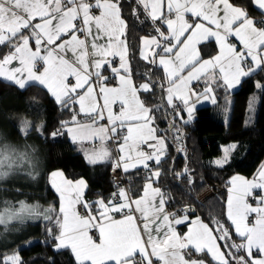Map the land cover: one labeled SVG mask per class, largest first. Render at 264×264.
I'll return each mask as SVG.
<instances>
[{"label": "snow or ice", "instance_id": "snow-or-ice-1", "mask_svg": "<svg viewBox=\"0 0 264 264\" xmlns=\"http://www.w3.org/2000/svg\"><path fill=\"white\" fill-rule=\"evenodd\" d=\"M250 3L264 17V0ZM125 7L131 8L134 23L151 24L154 34L141 37V59L163 69L159 85L152 79V68L143 74L133 72ZM212 40L218 53L205 59L203 45ZM110 57H119V68ZM14 61L19 66H12ZM109 70L112 75L106 76ZM260 72L264 19L254 18L247 7L232 0H0V78L19 89H46L57 105L72 111L71 121H61L51 138L65 134L61 131L65 129L74 143L100 140L99 148L85 153L89 164L114 160V171L122 168L129 173L142 167L148 172L138 194L130 187L118 188L107 201L84 202V214L76 206L82 203L85 181L73 182L54 172L52 186L63 201L59 215L54 208L41 213L20 202L16 210L5 202L0 226L7 233L13 222L23 223L25 212L29 217L43 215L57 229L54 251L70 250L76 264H264V164L251 180L231 178L227 201L231 227L215 221L213 229L196 219L181 235L176 226L188 217L169 213L165 193L154 186L167 159L166 139L154 126L155 112L164 105L150 107L142 99L159 88L167 108L183 119L180 104L175 103L180 101L190 120L193 97L198 101L211 94L216 103L213 85L232 89ZM134 75L144 82L136 84ZM112 80H117L115 86H110ZM201 80L207 85L203 92L193 84ZM256 87L264 89V83L257 81ZM30 129V122L22 121L21 131ZM36 131L43 134L44 125ZM237 147L235 143L225 147L215 164L228 163ZM25 165L34 168L27 151L0 143V180ZM186 174L187 170L176 172L175 177L184 179ZM27 175L35 178L31 170ZM52 231L48 229L49 235ZM209 255L211 262L204 258ZM0 264L25 262L13 251L0 256Z\"/></svg>", "mask_w": 264, "mask_h": 264}, {"label": "trees", "instance_id": "trees-1", "mask_svg": "<svg viewBox=\"0 0 264 264\" xmlns=\"http://www.w3.org/2000/svg\"><path fill=\"white\" fill-rule=\"evenodd\" d=\"M232 2L247 7L254 18L263 19L250 0ZM124 15L129 21V61L134 74H143L152 66L140 58V38L154 32L150 23L133 22L130 7H125ZM210 46L213 49V44ZM113 65L116 67L115 63ZM152 71V79L159 85L164 74L160 68H152ZM105 74L111 76V70ZM133 78L136 84L143 81L139 75ZM257 81L264 83V72L244 78L231 94L230 105L226 100L228 91L214 85L216 103L197 108L195 119L188 123L171 113L166 101L161 100L163 94L159 88L154 95L142 97L150 107L164 105L155 112L154 126L166 139L167 159L161 165L163 173L155 185L165 193L169 211L180 209L188 217L198 216L213 229L215 221L231 227L226 216L229 179L234 174L252 178L264 161V89L256 87ZM71 118V109L63 110L45 89L38 86L19 89L0 78V143H7L19 152L27 151L34 165L32 169L25 165L23 178L6 185L4 192L7 195L3 203L19 210L20 202H24L27 206H35L41 213L54 208L59 215L58 195L48 181L53 170H61L68 179H85L86 202L94 203L101 198L108 200L113 191L109 182L111 163L89 164L65 134L55 140L50 136L60 128L61 121H70ZM22 121L30 122L31 129L27 133L21 131ZM173 122L175 127H172ZM41 124L44 133L38 134L36 128ZM230 142H235L238 147L232 151L228 163L216 165L213 158L220 155L222 146ZM29 170L35 178L27 175ZM185 170L184 179L175 177L176 172ZM124 175L127 188L138 194L148 173L139 170L131 174L124 172ZM24 217L23 223H16L15 226H19L16 232L1 237L4 242L8 240V244L0 242V256L15 251L25 264H51L53 260L54 264H76L70 250L54 251L56 241L53 236L57 231L54 222L50 224L43 215L29 217L26 212ZM49 228L53 230L52 235L48 233ZM232 236L236 243L240 242L234 229ZM219 243L223 244L222 241ZM204 258L211 262L208 256Z\"/></svg>", "mask_w": 264, "mask_h": 264}, {"label": "crops", "instance_id": "crops-1", "mask_svg": "<svg viewBox=\"0 0 264 264\" xmlns=\"http://www.w3.org/2000/svg\"><path fill=\"white\" fill-rule=\"evenodd\" d=\"M263 19H264V17H263ZM147 36H148V35H147ZM142 37H145V36H142ZM237 43H238V42H237ZM210 44H213V49H212V46H210ZM141 48H142V44H141V38H140V48H139V55H140V58H141ZM217 53H218V45L215 43L214 40H212V41H210V42H205V44L203 45V52H202V55L204 56L205 59H208L209 57L215 56V55H217ZM109 59L112 60V62L116 64V67H117V68H119V66H120V60H119V57H116L115 59H113V58L110 57ZM143 61H144V60H143ZM12 66H19V65H18V62H15V61H14ZM160 69H161L162 72H163V69H162V68H160ZM163 74H164V73H163ZM105 75H106V74H105ZM106 76H107V75H106ZM1 79H3V78H1ZM243 79H244V78H243ZM243 79H242V80H243ZM3 80H4V79H3ZM5 81H6V80H5ZM7 82H9V81H7ZM143 82H144V81H141V82H139L138 84H141V83H143ZM10 83H11V82H10ZM116 83H117V80H114V82L111 83L110 86H115ZM193 84L196 85V90L199 91V92H203L204 88L207 86L203 80H201V81L198 82V83L195 82V81H193ZM239 86H240V84H239V85H236V86H235L234 88H232V89H226V88H225L226 91H228V93H229L228 97L226 98L228 105H230V104H231V101H232L231 94H232L234 91H236V90L239 88ZM17 87H18V86H17ZM213 87H214V85H213ZM18 88H19V87H18ZM45 90H46V89H45ZM46 91H47V90H46ZM48 94L51 96L50 93H48ZM214 95H215V93H214ZM51 97H52V96H51ZM52 98H53V97H52ZM215 98H216V96H215ZM192 99H193V101H194V105H193V112H192V114H191V119H190V120H189V114L187 113V111H186V110H183V104H182L180 101H175V103L180 104V107H181V109H182V117H183L182 121H184V122L187 121V123L195 119L197 108H199V107H201V106H205V105H211V104H213L212 99H211V94H210L209 98H207V99H205L203 96H201V98H200L198 101L196 100L195 97H193ZM53 100H54V98H53ZM54 101H55V100H54ZM77 111H78V106H77ZM70 121H71V120H70ZM59 129H60V128H59ZM61 131L65 133V135L67 136V138H68V139L70 140V142L76 147V149H77L79 152L82 153V155H83V157L85 158V160H86V155H85L86 152H90V151L93 149V147L99 148V147L101 146V144H102V141H100V140H96L95 142H93L92 140H87V141H83V142H76V143H74V142L72 141L71 137L66 133V130H65V129H61ZM108 147L111 148V144H109ZM111 149H112V148H111ZM86 161H87V160H86ZM150 163H151V162H150ZM262 164H264V161L262 162ZM262 164H261V165H262ZM261 165H260L259 169L261 168ZM121 169H122V168H121ZM259 169H258V170H259ZM122 170H123V169H122ZM139 170L144 171V173L147 172V171L144 170L142 167H141ZM57 171H59V172L62 173L61 170H53V171H51V172L49 173V176H48V181H49V184H50L51 188H52V189L56 192V194L58 195L59 209H60V207H61L63 201L61 200L60 194H59V193L56 191V189L52 186V179H53V177H52V175H51L52 173L57 172ZM136 171H137L136 169H132V170H130V172H129L128 174L134 173V172H136ZM147 173H148V172H147ZM62 174H63V173H62ZM257 174H258V171L256 172V174H255L254 176H256ZM237 175H239V176H243V175H241V174H234L233 176H231L230 179H229L228 189L231 187V184H230L231 178L234 177V176H237ZM254 176H253L252 178H246L245 176H243V177H245L246 179L251 180V179L254 178ZM63 178H65V179H67V180H70V181H73V182H76V181H79V180L83 179V178H77V179H73V180H72V179H68V178H66L64 175H63ZM83 180L85 181V183H86V185H87L86 180H85V179H83ZM59 182H60L59 179H57V183H59ZM144 183H145V181L143 182L142 187H143ZM154 186H156V185H154ZM86 188H87V187H86ZM86 188H84L83 193H82V197H81L82 203L76 206L77 209H78L82 214H84V213L86 212V210L83 208V203L86 202V201H85V198H84V194H85ZM141 189H142V188H141ZM228 189H227V197H226V216H227V201H228V198H229V195H230ZM261 194L264 195V193H261ZM253 204H255V201H254ZM96 207H98V205H97ZM166 209H167V207H166ZM93 211H95V208L93 209ZM167 211H168L169 213H171V211H169L168 209H167ZM185 215H186V214L183 213V215H181L180 217H183V216H185ZM186 216H187V215H186ZM187 217H188V216H187ZM196 219H200L203 223L207 224L205 221H203V220H202L200 217H198V216L188 217V219L185 221L184 224H181V225L176 226V230H177L181 235L187 233L188 228L191 226V222H192L193 220H196ZM230 222H231V221H230ZM207 225H208V224H207ZM209 227H210V226H209ZM210 228H211V227H210ZM55 245H56V243H55ZM70 252H71V251H70ZM72 255H73V254H72ZM198 255H199V254H198ZM73 256H74V255H73ZM194 258H196V257H194ZM208 258L211 260L210 255L208 256ZM74 259H75V258H74Z\"/></svg>", "mask_w": 264, "mask_h": 264}, {"label": "rangeland", "instance_id": "rangeland-1", "mask_svg": "<svg viewBox=\"0 0 264 264\" xmlns=\"http://www.w3.org/2000/svg\"><path fill=\"white\" fill-rule=\"evenodd\" d=\"M234 143H235V142H230V143H227V144L223 145V146H222V152H221V154L218 155V156H216V157H214V158H213V162L215 163V161H216L217 159L222 158V156L224 155V148L227 147V146H229V145H232V144H234ZM235 144H236V143H235ZM23 172H24V168L21 169L20 171L16 172V173L11 174V175H10L8 178H6V179L0 180V211L4 210L5 207H6L5 202H4V203L2 202V200L5 199V198H6L5 196L7 195V193L4 192V191L7 189L6 185H7L10 181H12V180H14V181H18L19 179L23 178V174H22ZM7 205H8V204H7ZM24 218H25V217H24ZM16 223L18 224V223H20V222H13L12 224L9 225L11 231L7 232V235L12 234V233L16 232V231L19 229V226H15ZM17 227H18V229H17ZM5 234H6V233L4 232L3 226H0V242H1L3 245L8 244V240L4 242V241H2L4 238H1L2 236H3V237L6 236ZM2 244H0V246H2Z\"/></svg>", "mask_w": 264, "mask_h": 264}, {"label": "built area", "instance_id": "built-area-1", "mask_svg": "<svg viewBox=\"0 0 264 264\" xmlns=\"http://www.w3.org/2000/svg\"><path fill=\"white\" fill-rule=\"evenodd\" d=\"M171 113H172V110H171ZM179 143L182 145L181 140L179 141ZM182 147H183V145H182ZM111 148H112L113 152L115 153L116 149H115V146L113 144H111ZM114 162H115L114 160H113V162H111V168H110V174H109V182L113 188L112 193L116 192L118 190V188H127V183H126L127 178L124 175V171L122 169H116L114 171ZM250 202L254 203V201H251V199H250ZM171 213H179L180 216L183 215V211L180 209L171 211Z\"/></svg>", "mask_w": 264, "mask_h": 264}]
</instances>
